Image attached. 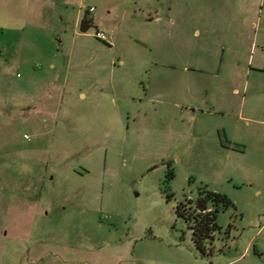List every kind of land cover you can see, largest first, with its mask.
<instances>
[{
  "label": "rangeland",
  "instance_id": "obj_1",
  "mask_svg": "<svg viewBox=\"0 0 264 264\" xmlns=\"http://www.w3.org/2000/svg\"><path fill=\"white\" fill-rule=\"evenodd\" d=\"M0 264H264V0H0Z\"/></svg>",
  "mask_w": 264,
  "mask_h": 264
},
{
  "label": "trees",
  "instance_id": "obj_2",
  "mask_svg": "<svg viewBox=\"0 0 264 264\" xmlns=\"http://www.w3.org/2000/svg\"><path fill=\"white\" fill-rule=\"evenodd\" d=\"M202 196L196 200L191 211H185L183 204L176 207L177 216L191 223L190 229L197 246L204 240L213 239L214 233L220 230L216 223L220 209L225 210L233 206L232 202L221 194L206 192ZM209 206L213 207V211L209 210Z\"/></svg>",
  "mask_w": 264,
  "mask_h": 264
},
{
  "label": "built area",
  "instance_id": "obj_3",
  "mask_svg": "<svg viewBox=\"0 0 264 264\" xmlns=\"http://www.w3.org/2000/svg\"><path fill=\"white\" fill-rule=\"evenodd\" d=\"M94 9L90 8L88 13H93ZM97 40L108 43L109 42V38L102 32H96L95 36H94Z\"/></svg>",
  "mask_w": 264,
  "mask_h": 264
},
{
  "label": "water",
  "instance_id": "obj_4",
  "mask_svg": "<svg viewBox=\"0 0 264 264\" xmlns=\"http://www.w3.org/2000/svg\"><path fill=\"white\" fill-rule=\"evenodd\" d=\"M92 27V24L87 21H81L80 23V32L86 33L90 28Z\"/></svg>",
  "mask_w": 264,
  "mask_h": 264
},
{
  "label": "flooded vegetation",
  "instance_id": "obj_5",
  "mask_svg": "<svg viewBox=\"0 0 264 264\" xmlns=\"http://www.w3.org/2000/svg\"><path fill=\"white\" fill-rule=\"evenodd\" d=\"M82 21H87V22H89V23L92 24V21L88 17H86V16L83 17Z\"/></svg>",
  "mask_w": 264,
  "mask_h": 264
},
{
  "label": "crops",
  "instance_id": "obj_6",
  "mask_svg": "<svg viewBox=\"0 0 264 264\" xmlns=\"http://www.w3.org/2000/svg\"><path fill=\"white\" fill-rule=\"evenodd\" d=\"M43 14H44V10L41 11V14H40L37 18H38V19H41V18L43 17ZM36 15H37V13H36ZM79 18H80V17H79ZM79 18H78V20H80Z\"/></svg>",
  "mask_w": 264,
  "mask_h": 264
}]
</instances>
